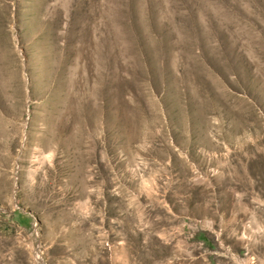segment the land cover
Instances as JSON below:
<instances>
[{"label":"rangeland","instance_id":"1","mask_svg":"<svg viewBox=\"0 0 264 264\" xmlns=\"http://www.w3.org/2000/svg\"><path fill=\"white\" fill-rule=\"evenodd\" d=\"M0 264H264V0H0Z\"/></svg>","mask_w":264,"mask_h":264}]
</instances>
